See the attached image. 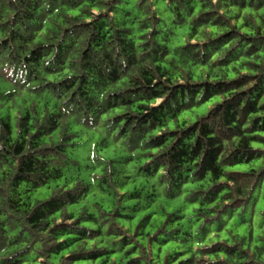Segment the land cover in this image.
Returning <instances> with one entry per match:
<instances>
[{
    "label": "trees",
    "instance_id": "obj_1",
    "mask_svg": "<svg viewBox=\"0 0 264 264\" xmlns=\"http://www.w3.org/2000/svg\"><path fill=\"white\" fill-rule=\"evenodd\" d=\"M0 264H264V0H0Z\"/></svg>",
    "mask_w": 264,
    "mask_h": 264
},
{
    "label": "rangeland",
    "instance_id": "obj_2",
    "mask_svg": "<svg viewBox=\"0 0 264 264\" xmlns=\"http://www.w3.org/2000/svg\"><path fill=\"white\" fill-rule=\"evenodd\" d=\"M219 99L220 97L213 98L212 100L200 106H197L193 111L184 112L180 116V121L182 122L184 120H187L188 123L195 122L199 116L206 114L213 103ZM17 110L18 106L14 108L15 112H17ZM74 129L80 132V136L77 139V146L73 150L70 149V157L79 160L82 164V167H79L78 165L70 166L66 168L65 175L62 179L53 180L46 186L25 194L24 196L28 201H30L31 204H34L38 200H45L49 198L51 196L53 188L56 187V185L64 184L67 180H70L68 186H72L75 183V179L79 177L87 181L90 180V177L92 176L91 174L94 172V170L89 168L87 165L92 163V157L95 156L97 152L108 158H119L129 155V151L125 149L122 142L120 140L115 141L113 139L111 140L109 147H107L106 149H100L98 151V148L101 147L99 144L101 140L105 137H108L107 126L103 123L96 127L74 126ZM55 135L54 136L56 139L57 134ZM46 140L49 141L50 138L47 137ZM130 163H134V161H131ZM260 163L261 160H255L254 162H252V164L257 166ZM250 165L251 164H239L235 168L247 169ZM184 199L185 193L175 200L169 202V209L174 210L176 207L182 205Z\"/></svg>",
    "mask_w": 264,
    "mask_h": 264
}]
</instances>
